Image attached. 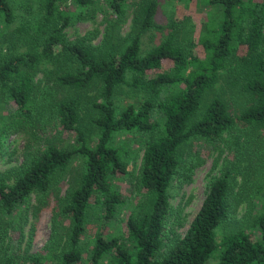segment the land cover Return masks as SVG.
Instances as JSON below:
<instances>
[{
  "label": "trees",
  "instance_id": "trees-1",
  "mask_svg": "<svg viewBox=\"0 0 264 264\" xmlns=\"http://www.w3.org/2000/svg\"><path fill=\"white\" fill-rule=\"evenodd\" d=\"M61 1L42 0L33 18L29 3L19 16L13 1L0 0V97L10 110L0 139L25 143L21 162L0 170V264L19 259L4 247L10 223H2L23 216L33 198L39 210L49 206L72 171L74 186L54 197L48 257L28 249L23 264H264V195L251 225L219 239L237 220L233 170L210 184L184 236L164 243L173 185L190 183L196 168L184 162L186 148L225 141L237 150L247 133L264 140V0H203L211 11L198 41L171 19L147 51L146 33L165 29L155 22L159 0H107L110 25H122L127 5L133 25L127 39L100 45L90 34L67 36L71 15ZM72 1L82 10L94 3ZM131 138L143 152L130 183L136 200L116 236L107 231L127 203L116 183L131 173Z\"/></svg>",
  "mask_w": 264,
  "mask_h": 264
},
{
  "label": "rangeland",
  "instance_id": "rangeland-1",
  "mask_svg": "<svg viewBox=\"0 0 264 264\" xmlns=\"http://www.w3.org/2000/svg\"><path fill=\"white\" fill-rule=\"evenodd\" d=\"M14 3L16 11L21 14H29L26 3L31 5L34 12L33 18L39 13V8L42 0H11ZM132 0H129L131 3ZM139 1V0H137ZM107 0H94L93 6L83 9L74 5L72 0H62L59 5L62 9L69 12L71 15L70 26L66 29L67 36L74 40L76 38L86 37L88 34L92 37L93 45H100L105 41L118 42L119 40L127 39L132 25H133V9L126 6L127 15L124 16L122 25H110L111 18L114 19L113 11L108 10L106 5ZM26 9V10H25ZM210 8L204 4L203 0H159L158 12L155 22L165 27L164 31L155 32L150 31L146 33L143 38L142 48L147 51L159 45L168 33L167 25L170 20L181 22L183 32L192 30V38L197 39L201 35L206 20L210 15ZM36 14V15H35ZM19 20H16L13 25H18ZM14 27V26H13ZM6 29L5 24L0 20V32ZM243 50V48H241ZM42 80V75L38 76ZM43 81V80H42ZM122 98L121 94L118 95L117 101ZM9 105L5 99L0 97V131L5 127L9 118ZM129 137V136H128ZM1 138V137H0ZM2 142V150L4 155L0 160V170H6L10 167L18 165L22 158L20 151L24 147V140L19 135H9ZM119 143L126 141V136H120ZM263 139L256 138L255 135L248 133L241 140V145L234 150L230 144L225 141H217L214 143H200L191 144L183 152L184 162H189L196 166L195 172L192 176V181L180 185L176 182L171 190L170 211L166 222L165 229V245L176 237H182L188 230L191 222L200 210L210 184L218 178L223 171L233 170V180L237 179L234 183V193L231 195V202L236 204L237 220L225 224L222 229L218 231L219 239L240 226L251 225V222L259 214L263 203L260 198L264 195V186L259 190L258 184L264 182V170L257 174L259 167H261L262 154L264 153ZM128 148L133 152V156L128 159L130 174L125 178L117 180L120 192L127 199L126 205L119 217L116 218L111 228L107 231L108 234L123 235L125 234V224L122 222L125 215L130 209L135 197L132 195V178L136 181V174L140 165V158L142 157V150L140 149L139 142L134 138L127 139ZM228 144V145H227ZM191 153V155H190ZM132 155V154H131ZM138 157L136 159L135 157ZM264 159V158H263ZM77 166V164H75ZM74 166V167H75ZM78 167L74 170L76 172ZM135 174V175H134ZM74 175V171L68 175L62 182L59 183L57 188L51 191L48 197L49 206L39 210L40 206L38 198H33L31 204L24 209L27 212L17 220H5L2 225H8V233L4 234L3 242L4 247H10V252H14L18 258L17 264H23L22 257L29 249V253H43L48 257L45 247L53 241L52 232V208L54 197L58 190L66 191L68 188L74 186L70 180ZM250 181V182H249ZM246 182V184H241ZM248 182V183H247ZM131 183V184H130ZM264 197L261 198V200ZM92 224V222H91ZM100 225V224H99ZM102 225V224H101ZM99 226V229L101 228ZM96 228V227H95ZM96 230V229H95ZM94 227L89 228L86 239L82 243V248L87 246L89 239L94 236ZM97 231V230H96ZM96 233V232H95ZM61 241L57 239V243ZM167 247V246H166ZM165 247V249H166ZM54 249L51 251L53 252Z\"/></svg>",
  "mask_w": 264,
  "mask_h": 264
}]
</instances>
